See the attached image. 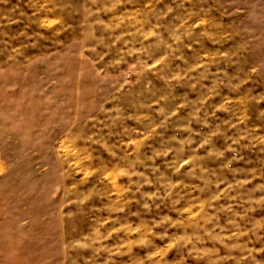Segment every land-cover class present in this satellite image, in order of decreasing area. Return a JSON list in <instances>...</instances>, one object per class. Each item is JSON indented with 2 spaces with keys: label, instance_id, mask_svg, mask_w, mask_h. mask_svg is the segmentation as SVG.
<instances>
[{
  "label": "rangeland",
  "instance_id": "rangeland-1",
  "mask_svg": "<svg viewBox=\"0 0 264 264\" xmlns=\"http://www.w3.org/2000/svg\"><path fill=\"white\" fill-rule=\"evenodd\" d=\"M0 264H264V0H0Z\"/></svg>",
  "mask_w": 264,
  "mask_h": 264
}]
</instances>
